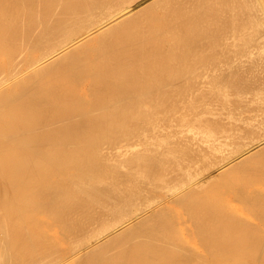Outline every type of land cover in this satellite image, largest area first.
I'll list each match as a JSON object with an SVG mask.
<instances>
[{
    "label": "bare ground",
    "instance_id": "1",
    "mask_svg": "<svg viewBox=\"0 0 264 264\" xmlns=\"http://www.w3.org/2000/svg\"><path fill=\"white\" fill-rule=\"evenodd\" d=\"M219 1L0 0V264H264V0L204 43Z\"/></svg>",
    "mask_w": 264,
    "mask_h": 264
},
{
    "label": "rangeland",
    "instance_id": "2",
    "mask_svg": "<svg viewBox=\"0 0 264 264\" xmlns=\"http://www.w3.org/2000/svg\"><path fill=\"white\" fill-rule=\"evenodd\" d=\"M173 1H174V0H172V2H173ZM220 1H221V2H220ZM220 1H219V4L221 3V5H220V7H219V5L217 4V5H218V8L221 9V6H223V5H222L223 2H225V5H224V7L222 8L221 11L225 10L224 12H225L226 14H228L229 12H230V14L226 15L224 12H223V13L220 12V9H219V12H220L219 15H220L221 18H220V17H217V16H218V12L215 10V11L217 12V14L214 12V14H215L216 16H215L213 13L209 15V16H212V15H213L212 18L215 17V19H212L211 17H210V18H209V17H208V18H207V17H204V19H198V22H199L200 24H203V27H202V25H198V28H199L198 30H199V31L196 30V31H197V34H196V35L199 36V33L201 32L200 30H202V29L204 28V26H205L204 31L206 30V33H205L204 31H202L201 33H203V34L200 33L201 36L199 37L200 39L203 38L204 43H205V41L208 42V40H207L206 37L209 36L208 38L211 39L212 35H211V37H210V32H211V34H212L213 32H218V33L220 32V33H221V32L223 31V29H224V31H225V30H229V31H231V30L233 29V27H232V29H231V28L228 29V27L234 26V24H232V21L235 19V16L238 15L237 13H239V12H237V11H238V9H237V8H238L237 5H238V2H239V4H241L242 1H241V3H240V0H238V1H237V0H234V1H232V0H230V1H229V0H224V1H223V0H220ZM222 1H223V2H222ZM226 1H227V2H226ZM235 1H237V2H235ZM229 2H230V3H231V2H234V3H236L237 5H236V4H232V3L230 4ZM170 3H171V0H170ZM228 3H229L231 6H229ZM173 4H174V5H173ZM173 4L171 3L170 6H172V7H170V6H169V7H170V11H172L173 14H174V13H175V9H176V4H175V2H174ZM242 4H243V6L245 7L246 3H245V4L242 3ZM159 5H160V6H159ZM159 5H157V6H159V7L156 6L158 10H162V9H163V6L165 7V5H162V4H159ZM161 5H162V6H161ZM226 5H228L227 7H232L233 5H236L235 7L233 6L234 9L232 8L233 11L235 10V13L237 12V13L235 14L234 17L231 16V17L233 18L232 20L230 19V16H229V15L232 14V13H231L232 10H231L230 8H227V9H226V8H225ZM238 6H239V5H238ZM174 7H175V8H174ZM216 7H217V6H216ZM216 7H215V9L218 10V8H216ZM159 8H161V9H159ZM173 8H174V9H173ZM235 8H236V9H235ZM239 8H240V7H239ZM241 8H242L243 12H244V10L246 11V9H244L242 6H241ZM172 9H173V10H172ZM226 10H228V11L230 10V11L228 12V11H226ZM242 10L239 9V11H240V13H239L240 15H239V16H240V17L238 16L239 18H241V20H242V17H244V16H242V14L244 15V13H245V12L242 13ZM213 11H214V10H213ZM227 12H228V13H227ZM224 14H225V15H224ZM144 15H145V14H144ZM144 15H143V16H144ZM221 15H222V16H221ZM226 16L228 17V19H227ZM143 18H144V17H143ZM206 18L208 19L207 21H209V23L211 22L212 25H213V26H212V25L210 24L211 27H212L211 30L208 29V27H210V25H208V23H207V21H206ZM216 18H218L217 21H216ZM219 18H220V19H219ZM224 18H225V20H224ZM229 19L231 20V21H230L231 23L229 22ZM244 19H246V17H245ZM200 20H201V21H200ZM204 20L206 21V24H207L208 27H206V24L204 23ZM210 20H212V21L215 20L216 23H217V22H219V23L222 22V23H220L221 26H223L222 29H221V26H220V29H218L219 26L216 25L215 22H212V21H210ZM220 20H222V21H220ZM226 20H227V21H226ZM236 20H238V18H236ZM202 21H203V22H202ZM224 21H225V22H224ZM243 21H244V20H242L241 22H243ZM196 22H197V21H196ZM198 22H197V23H198ZM223 22H224V24H223ZM226 22H228V24H229V23H230V24L228 25ZM237 22H239V21H237ZM213 23H214V24H213ZM219 23H217V24H219ZM233 23H236V21H234ZM220 24H219V25H220ZM222 24H223V25H222ZM231 24H232V25H231ZM241 24H242V23H241ZM241 24H239V25H241ZM225 25H228V26H227V29H226V26H225ZM237 25H238V23H237ZM217 26H218V28H217ZM235 26H236V25H235ZM196 27H197V26H196ZM201 27H202V28H201ZM214 27H216V30L214 29ZM200 28H201V29H200ZM206 28L208 29V31H207ZM234 28H235V27H234ZM236 28H238V27H236ZM213 29H214L215 31H213ZM198 32H199V33H198ZM207 32H208L209 34H207ZM189 35H190V37H192L193 34H188V36H189ZM206 35H207V36H206ZM193 37H194V35H193ZM201 37H202V38H201ZM195 38H198V37H195ZM205 38H206V40H205ZM212 39H213V38H212ZM210 41H211V40H210ZM207 42H206V43H207ZM212 42H215V40H214V41L212 40L210 43H212ZM208 43H209V42H208ZM215 43H216V42H215ZM212 44H214V43H212ZM210 46L212 47L213 45H210ZM242 64H243V63H242ZM245 64H246V68H245ZM245 64H244V67L242 66L243 68L239 66L240 71H239V68L237 67V68H238V71L236 70V72H238V73L241 72V75H242L243 73H244V74L246 73L247 76H249L250 73L252 74V73H254V72H255V74H256V73H258V74L260 73V72H259V69L262 68V67H259V66H260L261 64H256V65H259V66H255V65H254L255 67H257V68H256V71H254V69H255L254 66H253V65H250L251 67L253 66V72H252V70H251V67L249 68V65H248L247 63H245ZM261 66H262V65H261ZM247 67H248L249 69H247ZM258 67H259V69H258ZM244 68H245V69H244ZM243 70H244V71H243ZM247 70H248V71H247ZM257 71H258V72H257ZM249 72H250V73H249ZM262 72H263V71H262ZM244 74H243V75H244ZM252 75H253V74H252ZM260 75L264 76L263 73H260ZM245 77H246V75H245ZM247 78H249V77H247ZM243 168H245V167H243ZM246 169H247V168H246ZM242 170H243V169H242ZM242 170H241V173L243 172ZM251 170H252V169H249V171H251ZM256 170H257V169H256ZM256 170H254V169L252 170V173H255V174H252V176L254 175L252 178H254L256 175H258V172H257ZM244 171H245V170H244ZM253 171H254V172H253ZM245 172H246V173H242V174H243V175H242V174L240 173L239 169L237 168L236 171H234V173H233L234 176H233L232 173H230L231 176H230V175H229V176H230V177H236V176H237L238 179H240V178H241V179H248V178L251 179V175H249V177H246V178H245V175H247L248 173H250V172H248V171H245ZM235 174H236V175H235ZM250 174H251V173H250ZM227 176H228V175H227ZM227 176H226V177H227ZM238 176H239V177H238ZM247 176H248V175H247ZM255 178H256V177H255ZM220 179H221V178H220ZM213 183H217V184H218V180H217V182H213ZM219 183H220V182H219ZM218 185H219V184H218ZM209 189H210V188H209ZM40 201H41V200L38 201V205H37L36 203L33 204V206H31V210H30V207H29V210H28V211H26V210L28 209V207H26L27 209H24L26 212L22 209V210L24 211V213L22 212L23 217L21 216V218H23V219L21 220V218H20L19 221H20V222H28L29 219H30V216H31V218L35 216L36 210L34 209V208H35L34 205L38 206V208H36V209H38L37 211L40 213V210H41V209H39V204H40L39 202H40ZM243 201H245V200H243ZM253 201H254V202H253ZM253 201H252V204H251V205H253V206H250V203H249V205H248L246 202H245V203H246L248 206H250V210H251V211L254 210L255 208L260 209V210H257V209H256V210L253 211V212L256 211V212H257L256 214H260V213H261V214H264V209H263V208H264V205H262V204L264 203V200H261V203H260V202H257L256 200H253ZM255 201H256V204H257V203H258V204L260 203L262 206H261L260 204H259L258 206H254L253 203H255ZM258 201H259V200H258ZM12 202H13V204H12V205H10V204L7 205L6 208H5V206H0V217H1L0 219H5V218H6V220L8 219V221H10L11 224H12V226H13V224L15 223V220L13 219L12 215L18 211V210L15 209V206H16V204H17L18 201L16 200V203H15V201H12ZM236 202H238V200H235V203H236ZM262 202H263V203H262ZM14 203H15V204H14ZM18 203H19V202H18ZM239 203H240V204H239ZM241 203H243V204H245V203L242 202V201H241V202H240V201L238 202V204H239L240 206H242V208H244V211H246V212H243V211H242V213H245V215H242L241 211H239L241 207L239 208V205L236 203V204L238 205L237 207L239 208L238 211L241 213V214H238V217H239V215H241L243 219H240V222H241V220H242V221L245 220V222H246V219H249V217H247L249 214H246V213H249V212H250L249 210H248L249 212L247 211V209H248L249 207H248V206H245L246 204H245L244 207H243V204H241ZM256 204H255V205H256ZM13 206H14V207H13ZM260 206H261V207H260ZM2 207H3V208H2ZM247 207H248V208H247ZM253 207H254V208H253ZM11 208H12V209H11ZM178 208H180V207H178ZM242 208H241V209H242ZM251 208H253V209H251ZM10 209H11L12 211H10ZM245 209H246V210H245ZM261 209L263 210V212L261 211ZM4 210H6L7 213H6ZM32 210H35V212H34V211L32 212ZM169 210H170V209H169ZM172 210L174 211V208H173ZM176 210H177V208L175 209V212H176ZM2 211H4V212H2ZM41 211H42V210H41ZM1 212H2V213H1ZM12 212H13V213H12ZM29 212H30V213H29ZM38 212H37V216H35V217H38V218H40V217H41V218H44V217L46 216V213L44 214V211H43V212H42L43 215L40 213V217H39ZM168 212H169V211H168ZM168 212H167V213H168ZM175 212H173V214H174ZM258 212H260V213H258ZM11 213H12V214H11ZM237 213H238V212L236 211L235 214H234V215H235L234 218H236V220L238 221L239 219L237 218ZM2 214H3V215H2ZM28 214L30 215L29 217H28ZM168 214H169V213H168ZM170 214H171V211H170ZM250 214H251V213H250ZM253 214H254V215H253ZM253 214H251V216L254 217V218L256 217L255 220H256L257 222L259 221V222L257 223V225L259 224V225H258V228H259L260 226H262V227H260V229H261V228H264V225H261V224H264V221H263L264 219H262V218H263L262 215H260V218H259V215H257V216H258V218H257V216L255 215V213H253ZM246 215H247V216H246ZM2 216H3L4 218H3ZM6 216H7V217H6ZM8 216H9V217H8ZM26 216H27V218H29V219L25 218ZM43 216H44V217H43ZM243 216H245V217H243ZM246 217H247V218H246ZM252 217H251L250 221H248V223H245V222H244L243 224H246V225H247V224H249V223H252V222L254 221V218H252ZM10 218H11L12 220H9ZM239 218H241V217H239ZM245 218H246V219H245ZM26 219H27L28 221H27ZM24 220H25V221H24ZM234 220H235V219H234ZM234 220H233V221H234ZM236 220H235V221H236ZM13 221H14V222H13ZM260 221H261V222H260ZM262 221H263V222H262ZM218 222L220 223V221H218ZM222 222H223V221H222ZM222 222H221L220 224H219V223H218V224L221 226ZM240 222H239V223H240ZM254 222H255V221H254ZM260 223H261V224H260ZM218 224L216 223L215 226H216V225L218 226ZM224 224H225V221H224V223H223L222 225L225 226ZM240 224H242V222H241ZM253 224H254V223L250 224L252 228L250 227V225H247V226H249L250 229H254ZM255 225H256V223H255ZM12 226H11V225H7V226L4 228L5 230L2 229V227H0V228H1L0 231H1V230H4V231L6 232L7 229H8V230L12 229ZM215 226H212V228L215 227ZM185 227H187V226H185ZM223 228H224V227H222V228L220 229V230H221V232H220V236H222V233H223L222 231H223L226 227H225L224 229H223ZM222 229H223V230H222ZM246 229H248V228H246ZM246 229H244V230H246ZM255 229H256V228H255ZM215 230H216V229L214 228L213 230H211V232H212V231L215 232ZM220 230H216V232H218V231H220ZM239 230H240V229H238L237 231H239ZM244 230L242 229L241 231H239V233H241V232L244 231ZM10 231H11V230H10ZM10 231H9V232H10ZM226 231H228V229H227ZM237 231H236V232H237ZM257 231H258V230H257ZM187 232H188V233H187V234L185 233V234H186L187 236H189V238H188V240H187V239H186V240H187V242H189V240H190V235H191L192 233L189 232V231H187ZM224 232H225V230H224ZM236 232H230V231H228V234H227L226 232H225V234H227L228 237H229V234H231V233H233V234L230 235L231 237H232V235H235V236L238 235V236H239L240 234H238V232H237V234H235ZM258 232H259V231H258ZM190 233H191V234H190ZM202 233H203V232H198V233H196V234L201 235ZM260 233L263 234V232H259V235L261 236V237L259 236V238L261 239V238H262V235H261ZM189 234H190V235H189ZM244 234L246 235L247 233H246V232H242V235H243V236H242V235H240V236H241V237H245ZM186 235H185V237H186ZM192 235H193V234H192ZM199 235H196V237H198ZM203 235L206 236V238H203V239L205 240V241H203V242H202L203 239L199 241V240H198L199 237L196 238V237L191 236V238L194 239V244H196V243H195V238H196V239H197V240H196L197 243H199V244H197V245H200V244L203 245V247H202V245H201V247L203 248L202 250H201V248L198 247V246H195V248H193V247H194V246H193V245H194V244H193V239L191 240L192 242H189V243L192 244L191 246H193V247H191V246L189 247L186 241H185V242H186L185 244H187V245H185V246H186V247L188 246L187 248H189L190 250L192 249V251L194 250V251H199V252L201 251V252H204V250H205V253H208V252H209V254H210V250L208 249V246H207L208 243H209V241H206V239H207V237H211V236H210V234H209V236L206 235V233H205V234H202L201 236H203ZM223 235H224V233H223ZM194 236H195V235H194ZM204 236H203V237H204ZM224 236H225V235H224ZM240 236L238 237V240H239L240 242H242V244H244L243 241L245 240V238H242V239H243V241H242V240L240 239V238H241ZM231 237H229V238L226 237V240H228V243H229V244H230V243H234V242H236V241H235L236 239H234L235 237H233L234 240L229 241V239H230ZM186 238H187V237H186ZM200 238H201V237H200ZM222 238L224 239L223 241H226L225 238H224L223 236H222ZM236 238H237V237H236ZM200 242H202V243H200ZM206 242H207V244H205ZM217 242H218V246H222V245H224V244H225V245L228 244L227 242H222V241H221L222 243H221V245H219V244H220L219 239H218V241H216V242H214V243L216 244ZM214 243H212V244L214 245ZM223 243H224V244H223ZM237 243H238V242H237ZM235 244H236V243H235ZM174 245H175V247L177 246V248L179 247V246L176 245V244H174ZM210 245H211V243H209V246H210ZM216 246H217V245H216ZM233 246H234V245H233ZM197 247H198L199 249H198ZM172 248H173V247H172ZM177 248H176V249H177ZM209 248H210V247H209ZM173 249H174V248H173ZM174 251H175V249H174L173 251H171V253H173ZM171 253H170V255H173V254H171ZM168 257H169V256H168Z\"/></svg>",
    "mask_w": 264,
    "mask_h": 264
}]
</instances>
